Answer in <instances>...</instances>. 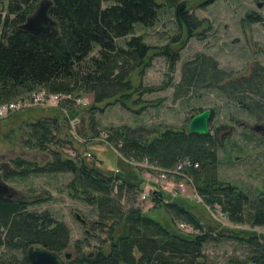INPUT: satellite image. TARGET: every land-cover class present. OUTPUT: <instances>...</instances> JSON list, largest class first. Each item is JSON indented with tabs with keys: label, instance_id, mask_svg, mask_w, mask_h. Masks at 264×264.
I'll return each instance as SVG.
<instances>
[{
	"label": "trees",
	"instance_id": "trees-1",
	"mask_svg": "<svg viewBox=\"0 0 264 264\" xmlns=\"http://www.w3.org/2000/svg\"><path fill=\"white\" fill-rule=\"evenodd\" d=\"M41 1L0 0V104L44 89L73 99L82 94L91 95L92 107L87 112L90 115L95 105L105 101L114 100L115 104L125 107L137 92L129 77L137 70L142 74L149 67L150 47L140 36H132L134 27L153 26L161 6L175 10L179 26L189 37L201 25L189 13L187 0H47L52 4L49 15L56 25L49 34L34 36L21 27ZM214 1L203 0V4ZM130 35L124 47L117 44ZM163 54L169 55L167 51ZM261 71L264 74V68ZM183 72L184 81L178 88L206 84L208 88L227 92L229 98L248 109L250 83L220 86L227 74L217 68L212 58L201 56L185 63ZM70 105L74 106L73 101L66 100L61 107L74 118L77 107L72 109ZM202 111L199 109L197 113ZM94 123L92 117L89 129L92 135L98 131ZM28 130L34 140L33 143L27 140L29 147L47 150L57 127L56 123L43 119L30 123ZM105 133L110 144L125 158L146 159L162 169H171L179 161L190 159L198 168L187 174L205 205L219 206L233 224L264 227V203L252 202L237 188L218 180L217 141L211 130L206 136H197L188 134L187 128L154 130L122 126L106 129ZM51 157L43 166H34L22 159L11 161L9 169L8 162L0 163V173L4 181L30 174L71 175L67 190L71 197L95 212L97 221L93 228H104L107 240L100 242H109V251L105 254L97 247L85 255L83 249L89 246L88 238L76 241L72 245L76 255L66 264H197L202 246L211 235L203 231L198 219L181 204L165 201L163 193H151V202L191 224L200 234H173L138 208L123 211L120 201L123 190L141 191L139 185L127 180L129 176L121 172L105 173L95 159H62L55 151ZM27 206L26 201L15 195L11 199L0 197V264H28L25 254L31 247L61 255L71 246L70 230L64 223L48 211H28ZM121 225L122 234L116 239L115 230ZM245 244L255 248V253L248 261L235 264H264V236H250ZM15 252L21 256L15 257Z\"/></svg>",
	"mask_w": 264,
	"mask_h": 264
},
{
	"label": "rangeland",
	"instance_id": "rangeland-1",
	"mask_svg": "<svg viewBox=\"0 0 264 264\" xmlns=\"http://www.w3.org/2000/svg\"><path fill=\"white\" fill-rule=\"evenodd\" d=\"M186 4L195 21L201 22L192 37L179 26L175 10L163 6L153 26L134 27L132 36H140L150 47L149 67L142 74L137 70L129 77L137 92L125 103V107L115 104L114 100L105 101L95 105L90 115L87 112L92 107V96L82 94L76 97L83 102L81 107L74 109L70 105L77 110L74 118L66 109L42 107L8 115L0 119V163L8 162L9 169L11 161L22 159L34 166H43L51 161L52 151L59 153L62 159H76L74 157L78 155L86 161L95 159L103 172L118 170L129 176L127 180L130 183L139 185L141 191L123 190L120 200L123 211L138 208L173 234H200L191 224L151 202V191L154 190L163 193L165 201L181 204L198 219L203 231H208L211 238L203 244L197 264L246 262L255 253V248L245 244L246 239L253 235L264 236V227L236 225L227 217L222 220L215 213H209L205 204L196 199V190L180 176L169 174L165 183L168 190H159L150 182L155 175L153 171L146 173L143 169L126 165L116 155L114 146L107 144L101 136L106 129L122 126H143L154 130L185 129L191 116L198 114L199 109L211 110L209 126L217 141L218 180L237 188L252 202L264 203V137L251 130L255 125L264 126V111L250 109V103H260L264 107V80L259 85L261 91L258 96L248 95L247 111L229 98L225 94L227 92L221 94L206 84L178 88L184 81V64L201 56L212 58L217 68L226 72V81L246 80L254 69L264 66V0H215L208 5H204L203 0H187ZM130 38L131 35L120 39L117 44L124 47L125 41ZM164 51L169 55L163 54ZM96 52L97 49L94 54ZM92 117L98 130L94 135L89 130ZM43 119L56 123L54 139L47 150L33 149L27 143L28 139L34 142L29 137L28 126ZM86 154L91 157L87 158ZM0 179L12 188L13 196L28 203V211H48L69 228L71 246L61 253L62 256L68 253L74 258L76 254L72 245L86 238L89 246L83 249L85 255L97 247H101L105 254L109 251V242H100L107 240L104 228H93V223L97 221L95 212L69 194L70 174H30L4 181L0 173ZM180 184H184V192L179 191ZM147 192L149 196L146 200H140L141 194ZM75 214L86 221V226L81 225ZM181 224L191 229L185 231L180 228ZM122 226L115 230L116 239L122 234ZM14 255L21 256L18 252Z\"/></svg>",
	"mask_w": 264,
	"mask_h": 264
},
{
	"label": "built area",
	"instance_id": "built-area-1",
	"mask_svg": "<svg viewBox=\"0 0 264 264\" xmlns=\"http://www.w3.org/2000/svg\"><path fill=\"white\" fill-rule=\"evenodd\" d=\"M66 100L73 101L74 106L77 108L81 107V105L83 104V102L80 99H76V98L73 99L70 95L51 94V93L46 92L44 89H39L37 91L30 93L28 96H26L24 98H21V99L15 100V101H11L8 103L0 104V119L5 118L8 115L14 114L20 110L30 109V108H35V107L51 108V109L52 108L64 109L61 106ZM101 136L103 137L104 141L107 144L112 145L107 140L108 135L106 133H102ZM113 148L116 151V155L126 165L133 167V169H139V170L143 169V172L146 171V173H149V171H153L155 173V175H154V178L152 180H150V182L152 183L153 186H155L159 190H162V189L168 190L165 186V183H166V179H167L169 174H173V175L182 177L194 189L192 178L187 174V172L189 170H192V169H197L198 165L193 164L190 159L186 158V159L179 161L178 164L176 165V167L172 168L173 170L172 169H162V168H159L158 166H156L155 164L148 162L146 159L136 161V160L131 159V158H125L119 152L118 148H116L115 146ZM85 156L87 158L91 157V155H89V154H86ZM74 158L80 159V158H82V156L78 155L77 157H74ZM113 172L115 173V175L119 174L118 170H116V171L114 170ZM114 187H115L114 192H116L117 183ZM179 191L180 192L185 191L184 184L179 185ZM151 192H154V190ZM148 194H149L148 192L142 193L140 196V200H146V198L149 196ZM195 196H196V199L198 200L199 203H203L202 199L200 198V196H198V194L196 192H195ZM205 208L209 213H215L219 219L224 220L227 217L226 214L224 212H222L220 207L217 205H213V206L205 205ZM216 220H218V219H216ZM180 228H182L185 231H188L191 229V227L186 225V224H181Z\"/></svg>",
	"mask_w": 264,
	"mask_h": 264
},
{
	"label": "water",
	"instance_id": "water-1",
	"mask_svg": "<svg viewBox=\"0 0 264 264\" xmlns=\"http://www.w3.org/2000/svg\"><path fill=\"white\" fill-rule=\"evenodd\" d=\"M51 2L42 0L34 13L29 16L25 23L22 25V29L34 36H45L49 34L51 29L55 27V21L50 17L49 10ZM211 118V111L204 110L201 113L196 114L191 118L187 133L197 136H206L209 133L208 121ZM256 132H264L261 126H257L253 129ZM88 138V135H86ZM0 197L11 199L13 198V190L8 187L0 179ZM75 218L81 223L82 226H86V221L81 219L79 215L75 214ZM25 259L28 264H66L72 259V255L65 253L63 256L57 253L51 252L41 247H31L25 254Z\"/></svg>",
	"mask_w": 264,
	"mask_h": 264
},
{
	"label": "flooded vegetation",
	"instance_id": "flooded-vegetation-1",
	"mask_svg": "<svg viewBox=\"0 0 264 264\" xmlns=\"http://www.w3.org/2000/svg\"><path fill=\"white\" fill-rule=\"evenodd\" d=\"M251 18H253V17H251ZM264 68V66H260V67H258L257 69H254L253 70V72H252V74H250L249 75V77L246 79V80H234V81H226V80H228V79H226V80H224V82L226 81L227 83L225 84V87L227 86V85H229L230 83H238V84H240V85H242V84H244L245 82H248V83H250V87H251V91H249L247 94L249 95V94H251V95H256V96H258L259 95V91H261V86H259L261 83H262V80H264V74H261V69H263ZM255 81H259V84H257V83H255ZM224 82L223 83H221V85L220 86H222V87H224ZM256 84V85H255ZM216 90H218V89H216ZM219 92H221L220 90H218ZM221 94H222V92H221ZM247 98H248V96H247ZM249 99V98H248ZM247 99V100H248ZM247 100H246V103H247ZM237 104V103H236ZM248 104V103H247ZM238 106H240V107H242L241 105H239V104H237ZM262 104H260V103H254V104H252V103H250V109L252 108H258L259 109V111H264V107H262L261 106ZM243 108V107H242ZM249 108V107H248ZM244 109V108H243ZM246 111L248 110V109H245ZM204 111V110H203ZM211 111V110H210ZM211 116H212V114H211ZM209 122H210V119H209V121H208V128H209V132H210V124H209ZM257 126H261L262 128H263V130H264V126L262 125V124H260V125H255L254 127H252L251 128V130L254 132V133H256V134H260L261 136H263L264 137V132H256V131H254L253 129L255 128V127H257ZM209 134V133H208Z\"/></svg>",
	"mask_w": 264,
	"mask_h": 264
}]
</instances>
